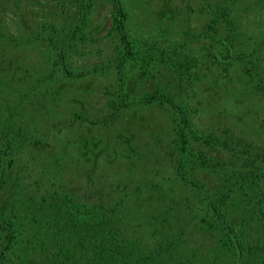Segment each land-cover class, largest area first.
<instances>
[{"label":"trees","instance_id":"obj_1","mask_svg":"<svg viewBox=\"0 0 264 264\" xmlns=\"http://www.w3.org/2000/svg\"><path fill=\"white\" fill-rule=\"evenodd\" d=\"M234 1L223 0L199 9L209 17L199 37L208 36L219 26L226 27L223 37H211L222 50L203 54L205 49L193 51L184 41L165 49L159 47L158 38L131 36L128 12L121 0H112L108 36L113 38L115 57L109 65L116 71V109L110 118L156 106L165 111L169 121L173 178L155 187L156 206L147 202L144 217L135 224L144 225L149 232L141 239L132 233L134 228L127 233L135 219L131 202L135 200L141 208L140 198L135 196L131 202L116 199L100 189L93 180L95 166L87 158L82 159L88 166L85 187L78 191L65 188L57 183V177L66 173L64 160L60 155L57 159V154L46 157L45 151L37 149L49 146L56 129H60L56 119L51 121L52 114L71 105L68 88L60 86L55 74L77 80L106 71L104 65L76 70L70 61L80 44L98 40L92 38L96 29L90 27L96 0H57V11L50 20L40 18L39 30L22 43L35 48L46 42V49L54 55L50 73L29 83L19 102L7 105L0 121V197L4 196L0 204V264H182L183 253L189 252L187 243L198 236L211 240L213 252L226 255L227 264H264V155L254 152L230 129L218 134L213 129L205 132L197 128L199 111L189 104L201 70L218 66L227 72L233 63L257 75L259 94L264 97V71L259 62L264 45L245 52V46L239 44L246 39L231 19ZM0 4L4 5V0ZM20 13L14 19L24 27L27 14ZM184 37L191 38L192 34L185 33ZM0 38L4 39L1 31ZM134 73L138 79L148 82L160 78L162 83L151 91L129 92ZM39 115L43 124L56 127L53 133L34 127L32 123ZM75 118L86 121L76 115L70 118L69 126ZM25 149L35 154H27ZM85 152L82 146L75 155ZM197 172L214 179L220 187L210 188ZM234 198L241 205L232 215ZM221 259L217 257L219 262Z\"/></svg>","mask_w":264,"mask_h":264},{"label":"rangeland","instance_id":"obj_2","mask_svg":"<svg viewBox=\"0 0 264 264\" xmlns=\"http://www.w3.org/2000/svg\"><path fill=\"white\" fill-rule=\"evenodd\" d=\"M28 1L4 0L5 4H0V31L4 34V39L0 38V121L5 116L7 105L17 104L29 83H34L35 78L46 77L50 73V65L54 60L53 53L45 47L46 42H40V46L36 44L35 48H28L24 47L25 42L22 41H27L39 30L42 16L50 20L56 13L57 0ZM221 1L223 0H121V3L128 12L131 36L137 39L158 38L159 47L165 49H170L168 47L171 43L182 44L184 41L193 51L201 53V50L205 49L204 54L208 51L216 53L222 50L211 37L215 39L223 37L226 27L219 26L208 36L199 37L209 19L207 15L200 13L199 9L206 4ZM95 4L90 17V27L96 29L92 38L98 40L80 44L77 53L71 55L70 61L76 70L92 65H104L106 71L104 74L77 80H68L62 74H55L54 79L58 80L60 86L68 88L67 95L71 105L67 110H58L57 114H52L51 121L56 119L58 123L56 127L60 129H56L55 138L49 146L37 149L45 151L46 157H54V154H57V159L60 155L59 159L64 160L63 168L66 173L62 177H57L59 180L57 183L65 188L71 186L78 191L85 187L84 172L88 170V166L85 167L82 159L87 158L95 166L93 180L100 189L109 192L116 199L122 198L131 202L132 198L137 197V200L140 198L141 202L138 204L141 208L137 207L135 200L134 203L131 202L130 207L135 210L133 212L135 219L129 229L127 228V233L134 228L132 233L141 239L149 232L144 225L137 227L135 224L138 219L144 217L143 213L148 209L146 207L148 203L156 206L155 195L158 190L155 187L163 184L164 180L166 184L173 178L172 158L169 157L172 148L169 121L165 111L156 106L133 109L121 113L120 117L110 118L116 109L113 103L116 71L109 65L115 53L112 46L113 38L108 36L112 28L110 16L113 4L112 0H96ZM37 10L35 17L38 19H35L33 14ZM230 10L231 19L236 23L238 32L246 39L244 44L239 43L245 46L244 51L247 52L258 44L264 45V0H236ZM20 12L27 14L25 17L27 24L24 27L14 19V15ZM158 30H161V33ZM185 33L192 34V37H184ZM10 38L18 39L20 43L13 44ZM261 48H258L259 54ZM262 52L259 62L264 71V48ZM131 76L132 80L128 83L129 92L144 89L151 91L157 84L162 83L159 77L157 80L148 79L147 82L138 79L135 73ZM258 84L259 80L255 73L249 71L248 67H240L235 63L227 72H223L218 66L211 67L210 70H201V80L194 88L195 95L189 98L190 106L199 111L197 128L205 132L213 129L217 133L230 129L244 143L249 144L254 152L264 155V97L259 94ZM26 111L27 109L24 113ZM76 115H81L86 121L75 118L72 126H69L70 118ZM42 120L43 116L39 115L32 124L36 128L48 130L46 131L48 134L53 133L56 127L46 126ZM57 132H61L60 135ZM82 146L86 151L84 155H75ZM25 150L27 154L32 152ZM215 156L218 158V155ZM72 171L74 172L70 173ZM197 175L210 188L220 187L219 183L208 178L206 174ZM2 197L4 198L3 195ZM193 205L195 206L194 203ZM240 205L238 199H232L234 207L232 215L238 212L239 208L236 207ZM165 220L167 222L168 218ZM235 220L238 225L239 219ZM220 236L221 233L219 238ZM187 244L189 252L183 253L182 264L228 263L226 255L213 252L215 246L211 240H203L198 236L189 240ZM218 256L222 258L220 262L217 260Z\"/></svg>","mask_w":264,"mask_h":264}]
</instances>
